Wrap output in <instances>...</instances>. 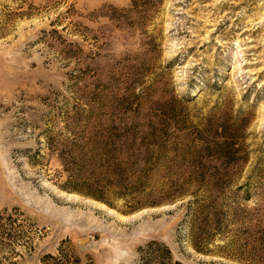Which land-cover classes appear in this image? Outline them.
Listing matches in <instances>:
<instances>
[{"label":"rangeland","instance_id":"obj_1","mask_svg":"<svg viewBox=\"0 0 264 264\" xmlns=\"http://www.w3.org/2000/svg\"><path fill=\"white\" fill-rule=\"evenodd\" d=\"M0 212L7 264H264V0H0Z\"/></svg>","mask_w":264,"mask_h":264},{"label":"trees","instance_id":"obj_2","mask_svg":"<svg viewBox=\"0 0 264 264\" xmlns=\"http://www.w3.org/2000/svg\"><path fill=\"white\" fill-rule=\"evenodd\" d=\"M7 221H13L12 220V216L9 215L7 217V219H4L3 218V214L0 212V250H3V248L5 246L3 241L4 240H11L12 244L15 243V241L13 240L14 239V236H13V233L11 232L10 229H8V226L10 225L9 223H7ZM8 230V231H6ZM8 232V233H6ZM32 247V246H31ZM165 249H166V254H167V257L169 258L170 261H172V257H171V251L170 249H168V247L165 246ZM71 256H67V255H59V256H54V255H51V254H47L45 255L41 261H42V264H68V262H71ZM82 260L80 259V257L77 255H75V259L73 262H71V264H81ZM179 263V262H177ZM0 264H7V263H2L0 262ZM8 264H17V262H10ZM182 264V263H180Z\"/></svg>","mask_w":264,"mask_h":264},{"label":"water","instance_id":"obj_3","mask_svg":"<svg viewBox=\"0 0 264 264\" xmlns=\"http://www.w3.org/2000/svg\"><path fill=\"white\" fill-rule=\"evenodd\" d=\"M91 242V240L89 238H85V239H82L79 241L80 244L86 246V245H89Z\"/></svg>","mask_w":264,"mask_h":264}]
</instances>
